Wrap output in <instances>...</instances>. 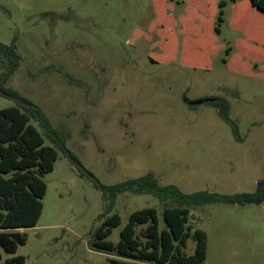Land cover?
<instances>
[{
  "label": "rangeland",
  "instance_id": "374dc122",
  "mask_svg": "<svg viewBox=\"0 0 264 264\" xmlns=\"http://www.w3.org/2000/svg\"><path fill=\"white\" fill-rule=\"evenodd\" d=\"M218 2L0 0V43L21 56L3 89L40 108L105 186L153 173L184 193H254L264 178V13L250 0L229 2L217 35ZM217 98L231 104L241 140L210 103ZM12 106L0 92V110ZM44 180L37 226L14 254L1 251L3 261L110 264L91 247L107 210L103 192L63 151ZM145 207L163 220L155 197L121 194L113 212L122 226L110 240ZM192 215L208 235L205 264H264V203ZM194 247L190 240L189 254Z\"/></svg>",
  "mask_w": 264,
  "mask_h": 264
},
{
  "label": "trees",
  "instance_id": "16d2710c",
  "mask_svg": "<svg viewBox=\"0 0 264 264\" xmlns=\"http://www.w3.org/2000/svg\"><path fill=\"white\" fill-rule=\"evenodd\" d=\"M239 1L219 0L214 28L217 35L221 34L225 8L229 2L236 4ZM250 1L264 13V0ZM231 52L232 48L228 47L226 56L229 57ZM20 62L21 56L15 45L0 43V89L19 99L17 93L3 88L18 70ZM210 103L219 110L221 119L232 126L236 139L241 140L239 127L231 118V104L221 98ZM32 121L37 122L40 129ZM66 139L38 107L30 109L16 104L0 110V264L26 263L23 256L3 261L1 251L14 254L19 246L25 245L26 230L37 226L47 192L44 177L54 170L59 151L81 164L69 153ZM80 174L90 179L81 171ZM94 185L103 192L107 210L102 215L104 221L92 235L91 247L112 256L110 264H205L208 235L194 227L193 210L219 203L239 206L264 203V178L258 182L254 193L233 195L209 191L184 193L175 185H162L153 173L111 186L100 182H94ZM121 194L155 197L162 207L163 220H160L157 207L136 210L122 227L118 243H114L110 237L122 226V217L113 212V208ZM190 240L195 243L192 254L188 253Z\"/></svg>",
  "mask_w": 264,
  "mask_h": 264
},
{
  "label": "water",
  "instance_id": "95a60500",
  "mask_svg": "<svg viewBox=\"0 0 264 264\" xmlns=\"http://www.w3.org/2000/svg\"><path fill=\"white\" fill-rule=\"evenodd\" d=\"M1 94L8 100H11L13 102H15L16 104L20 105V106H23V107H27V108H30V109H36L37 107L30 104V103H26L24 102L23 100L19 99L18 97L16 96H13V95H10V94H7L5 92H3L2 90H0ZM209 101V100H207ZM211 102H213L214 100H210ZM203 101H199V102H193V103H190V105H196V104H202ZM68 158L69 160L71 161V163L76 167L78 168V170H80L83 174H85L88 178H90L93 182L95 183H98L99 181L89 172L87 171L84 166L80 163H77L74 159H72V157L68 154Z\"/></svg>",
  "mask_w": 264,
  "mask_h": 264
}]
</instances>
